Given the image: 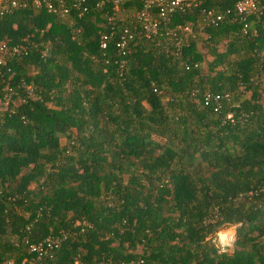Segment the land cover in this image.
<instances>
[{
  "label": "trees",
  "instance_id": "trees-1",
  "mask_svg": "<svg viewBox=\"0 0 264 264\" xmlns=\"http://www.w3.org/2000/svg\"><path fill=\"white\" fill-rule=\"evenodd\" d=\"M50 1L0 0V264H264V9Z\"/></svg>",
  "mask_w": 264,
  "mask_h": 264
},
{
  "label": "built area",
  "instance_id": "built-area-1",
  "mask_svg": "<svg viewBox=\"0 0 264 264\" xmlns=\"http://www.w3.org/2000/svg\"><path fill=\"white\" fill-rule=\"evenodd\" d=\"M61 1V0H58ZM116 8L117 3L120 0H111ZM144 8L135 13V16L138 19L145 20L144 28L147 32L155 33V30L163 22H169V18L173 13L184 12L190 9L198 8L204 0H143ZM8 4L14 6L16 0H9ZM35 6L41 5L44 3L46 9L50 11H55V8L51 5L50 0H32ZM22 6L24 3L21 2ZM6 8V6H5ZM114 8V9H115ZM264 9V0H235L232 4V8L227 10L231 11L233 16L237 19L242 26L247 25V19L252 14H259ZM226 11V12H227ZM66 8L60 9V13H66ZM206 17L209 22L219 21L222 18L221 13H215L213 9L209 10L206 13ZM183 30L189 31V25L183 27ZM173 34V33H172ZM132 38V33L124 29L120 40L117 43V47L121 50L125 42ZM103 45V44H102ZM10 50L5 45H0V66L4 63L3 56L7 54ZM15 52V48H11V53ZM234 237V228L232 227H223L217 230L210 238V242L216 248L217 252H225L228 246H230ZM53 241L45 240L44 242H39L36 244H30L28 253H35L34 257H23L20 261L15 262L13 260H7L5 264H38L37 259L40 257L41 253L45 250V247H52ZM97 264H141V261H129V262H99Z\"/></svg>",
  "mask_w": 264,
  "mask_h": 264
},
{
  "label": "rangeland",
  "instance_id": "rangeland-1",
  "mask_svg": "<svg viewBox=\"0 0 264 264\" xmlns=\"http://www.w3.org/2000/svg\"><path fill=\"white\" fill-rule=\"evenodd\" d=\"M232 228H234L233 226H232ZM140 250H139V248L137 247V249H136V252H139Z\"/></svg>",
  "mask_w": 264,
  "mask_h": 264
}]
</instances>
